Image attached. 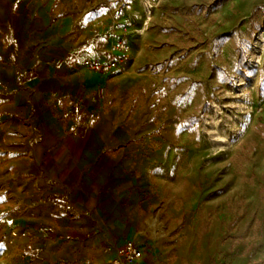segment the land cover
Wrapping results in <instances>:
<instances>
[{"label": "rangeland", "instance_id": "374dc122", "mask_svg": "<svg viewBox=\"0 0 264 264\" xmlns=\"http://www.w3.org/2000/svg\"><path fill=\"white\" fill-rule=\"evenodd\" d=\"M71 5L52 14H70L74 34L88 36L75 63L100 81L31 102L0 139V264H110L123 240L152 264H264V0ZM121 40L130 55L120 69L89 67ZM46 128L59 143L95 130L122 149L139 198L131 236L60 225L87 213L85 197L77 182L46 188L34 157Z\"/></svg>", "mask_w": 264, "mask_h": 264}, {"label": "crops", "instance_id": "0c3cea01", "mask_svg": "<svg viewBox=\"0 0 264 264\" xmlns=\"http://www.w3.org/2000/svg\"><path fill=\"white\" fill-rule=\"evenodd\" d=\"M71 1L0 0V139L29 115L31 102L41 104L47 93L60 86L68 90L98 86L99 76L75 63L88 36L74 34L70 14H52L56 5L59 11L69 10ZM59 138L56 128L44 129L34 149L35 160L45 172L50 193H64L77 182L87 212L77 219L64 218L60 225L88 231L102 224L115 234L131 236L137 220L129 212L139 198L124 180L125 164L118 156L122 149L103 146V137L95 130L61 143ZM142 248L140 264H152L149 250Z\"/></svg>", "mask_w": 264, "mask_h": 264}, {"label": "built area", "instance_id": "2783aa9c", "mask_svg": "<svg viewBox=\"0 0 264 264\" xmlns=\"http://www.w3.org/2000/svg\"><path fill=\"white\" fill-rule=\"evenodd\" d=\"M112 56L106 59H92L89 67L100 74H105L121 68L122 63L129 60V46L119 41L112 47ZM143 257V248L134 240H126L122 245L114 247L110 264H140Z\"/></svg>", "mask_w": 264, "mask_h": 264}, {"label": "trees", "instance_id": "16d2710c", "mask_svg": "<svg viewBox=\"0 0 264 264\" xmlns=\"http://www.w3.org/2000/svg\"><path fill=\"white\" fill-rule=\"evenodd\" d=\"M259 9V7H257V9L256 10H258Z\"/></svg>", "mask_w": 264, "mask_h": 264}]
</instances>
